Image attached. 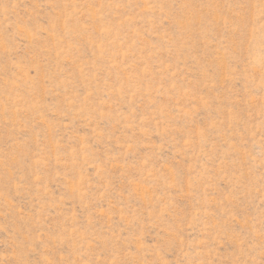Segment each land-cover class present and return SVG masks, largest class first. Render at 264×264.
<instances>
[{
    "label": "rangeland",
    "instance_id": "1",
    "mask_svg": "<svg viewBox=\"0 0 264 264\" xmlns=\"http://www.w3.org/2000/svg\"><path fill=\"white\" fill-rule=\"evenodd\" d=\"M0 264H264V0H0Z\"/></svg>",
    "mask_w": 264,
    "mask_h": 264
}]
</instances>
